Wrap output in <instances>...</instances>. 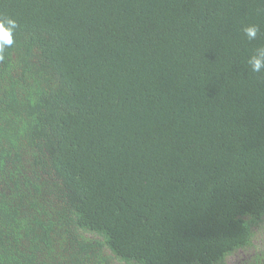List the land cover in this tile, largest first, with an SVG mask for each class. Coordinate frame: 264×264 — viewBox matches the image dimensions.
Wrapping results in <instances>:
<instances>
[{
    "label": "trees",
    "instance_id": "obj_1",
    "mask_svg": "<svg viewBox=\"0 0 264 264\" xmlns=\"http://www.w3.org/2000/svg\"><path fill=\"white\" fill-rule=\"evenodd\" d=\"M5 16L0 264H264V0Z\"/></svg>",
    "mask_w": 264,
    "mask_h": 264
},
{
    "label": "clouds",
    "instance_id": "obj_2",
    "mask_svg": "<svg viewBox=\"0 0 264 264\" xmlns=\"http://www.w3.org/2000/svg\"><path fill=\"white\" fill-rule=\"evenodd\" d=\"M17 28L18 24L11 16L0 18V59H3L6 49L11 48L15 44ZM243 31L247 38L253 40L256 39L259 28L254 24L247 25L244 27ZM247 64L255 73L264 72V45L255 49L249 56Z\"/></svg>",
    "mask_w": 264,
    "mask_h": 264
},
{
    "label": "rangeland",
    "instance_id": "obj_3",
    "mask_svg": "<svg viewBox=\"0 0 264 264\" xmlns=\"http://www.w3.org/2000/svg\"><path fill=\"white\" fill-rule=\"evenodd\" d=\"M238 257H235V259H237ZM233 258L230 259V261L232 260ZM234 260V259H233ZM232 264V263H231Z\"/></svg>",
    "mask_w": 264,
    "mask_h": 264
}]
</instances>
